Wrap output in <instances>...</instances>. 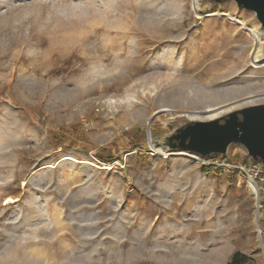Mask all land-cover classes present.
Returning a JSON list of instances; mask_svg holds the SVG:
<instances>
[{"label": "rangeland", "instance_id": "374dc122", "mask_svg": "<svg viewBox=\"0 0 264 264\" xmlns=\"http://www.w3.org/2000/svg\"><path fill=\"white\" fill-rule=\"evenodd\" d=\"M230 15L261 31L264 59V29L233 1L0 0V264H108L139 239L166 264H264V166L239 144L162 149L192 120L155 117L264 93Z\"/></svg>", "mask_w": 264, "mask_h": 264}, {"label": "water", "instance_id": "95a60500", "mask_svg": "<svg viewBox=\"0 0 264 264\" xmlns=\"http://www.w3.org/2000/svg\"><path fill=\"white\" fill-rule=\"evenodd\" d=\"M212 1H233L239 9L253 12L264 29V0ZM233 144L241 145L252 160L264 166V104L242 107L209 121H189L159 141L162 149L202 158L225 156Z\"/></svg>", "mask_w": 264, "mask_h": 264}, {"label": "bare ground", "instance_id": "6f19581e", "mask_svg": "<svg viewBox=\"0 0 264 264\" xmlns=\"http://www.w3.org/2000/svg\"><path fill=\"white\" fill-rule=\"evenodd\" d=\"M87 1H89V0H87ZM90 1L95 2V0H90ZM198 2H199V0H193L192 5L193 6L198 5ZM72 10H74V9H72ZM212 13L213 12H206L203 15H204V17L205 16L209 17V15H212ZM216 14H218L222 17H229L228 13L223 12V11H219ZM196 15H197V12H196ZM239 18L237 16H231L230 17V19L232 20V22L235 25L246 30L252 37V40H253L255 46H254V49L252 50L253 52L250 56L251 57V66L255 70L259 69V68H264V59H261V57L263 55L262 46H261L262 33H261V31L257 30L256 28H254L250 25H245L246 22L243 23V20L241 22V20ZM257 103H264V93H258V92L253 93L252 92L248 97H245L243 99L235 100V101L224 103V104L217 105V106H212V107L208 106L207 108H205L204 110H201V111L182 112V111L172 110L169 108H161L155 113V117L163 118L164 124H166L169 120L176 118V117H186L192 121H195V120L209 121V120H213V119H216L218 117H221V116H223L229 112H232L235 109H239V108L246 107V106H251V105H254ZM151 119L152 118L149 119V122ZM148 144L152 147V149L154 148L155 151L161 155L165 156V155L169 154V152L160 151L156 146H154V144L151 142L150 136H148ZM178 153H180L179 155H186L187 157L189 156L191 159H198V158H195L192 154H190L188 152H182L181 151ZM248 188H249L251 195L258 200L259 199V190L257 188L256 183H254L251 179H249V181H248ZM135 244H136V240H132L129 244V247L126 250L124 248H122L120 245L114 247L109 258H108V260H107V261H112V262H109L108 264H120L123 260L130 261V260H134L135 258H143V257L152 258V259L157 260L161 263L165 262V264H166L169 260V256H171V254L170 255L166 254L163 250L160 249L163 247V242H161V241L156 242L153 245H150L149 243H145L143 240L139 239V241L137 242L138 246H136ZM86 259H87V261L82 262V264H107L105 260H101L99 257L95 259L96 260L95 262H93V258L91 256L86 258Z\"/></svg>", "mask_w": 264, "mask_h": 264}, {"label": "trees", "instance_id": "16d2710c", "mask_svg": "<svg viewBox=\"0 0 264 264\" xmlns=\"http://www.w3.org/2000/svg\"><path fill=\"white\" fill-rule=\"evenodd\" d=\"M242 257L239 253L232 255L230 261L227 264H242Z\"/></svg>", "mask_w": 264, "mask_h": 264}, {"label": "built area", "instance_id": "2783aa9c", "mask_svg": "<svg viewBox=\"0 0 264 264\" xmlns=\"http://www.w3.org/2000/svg\"><path fill=\"white\" fill-rule=\"evenodd\" d=\"M195 156H196V155H195ZM195 158H197V157H195ZM198 160H200V159H198ZM206 164H207V163H206ZM208 164L210 165V163H208ZM252 179H253V177H252ZM252 179H251V180H252ZM252 181H253V180H252ZM253 182H254V181H253ZM254 183H255V182H254ZM258 202H259V201L257 200V203H258Z\"/></svg>", "mask_w": 264, "mask_h": 264}]
</instances>
